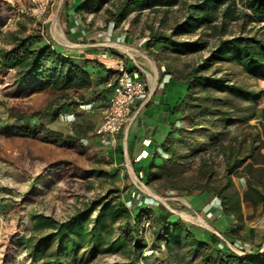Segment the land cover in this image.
Wrapping results in <instances>:
<instances>
[{
  "label": "rangeland",
  "instance_id": "rangeland-1",
  "mask_svg": "<svg viewBox=\"0 0 264 264\" xmlns=\"http://www.w3.org/2000/svg\"><path fill=\"white\" fill-rule=\"evenodd\" d=\"M119 1L95 0L93 4L77 9L84 2L54 0L53 6L41 11L29 0H0V49L11 48L12 37L30 38L34 47L47 43L56 48L69 42L77 44L80 41L94 39L96 32L108 29L129 33L137 40L145 37L148 41L153 35L161 33L173 34L175 40L207 41V49L185 55L175 54L163 44H156L155 51L151 50L154 57L166 66L165 70L169 71L175 80L170 86V91L174 93L173 100H176L185 93V86L180 82L183 75L200 64L219 39L235 36L264 38V21L257 18L254 22H249L245 18L246 14L253 18V11L248 5L250 0H234L228 5L207 10L206 14L201 16L204 25L190 34L179 32L174 34V28L185 20L190 6L201 0H181L173 7L132 12L118 26H114L109 19L108 11L114 9ZM226 5L230 6L234 20L225 22L226 30L223 35H213L209 28L220 23L221 10ZM72 9L78 13L75 18L77 22L88 31V35L85 34L83 38L70 36L72 31L67 27L69 18L67 11ZM112 42H115L114 47L117 50L114 51L118 55L132 53L129 46H122L126 44L125 39ZM119 45L122 47L119 48ZM101 52L111 54L105 49H98L93 57ZM126 69L129 70L128 67ZM109 70L112 71L110 77L113 80L116 73ZM202 74L221 80L222 83H234L260 92L259 99L252 106L240 104L242 111H238V114L248 116L253 111L259 114L264 110V78L248 75L235 62H216ZM94 90L98 92L101 88L97 87ZM193 91L196 97L203 95L198 87L192 88ZM64 92L68 93L71 99L75 97L72 91ZM64 92L52 88L41 91L22 89L15 84V73L12 69H0V264H41L42 260H35L30 256V244L48 231L35 228L34 216L43 215L61 222L91 201L108 196L111 191L113 193H110V196L118 195L133 213L139 212L142 208L156 209L158 205H162L179 219L199 229H206L205 227L209 225L204 214L189 206L184 199L202 190L205 178L198 171L200 159L214 160V179L222 177L224 163L219 157L217 147L220 143L226 145L232 137L237 139V143L241 142L246 149L254 147L253 157L244 163V165L252 163L254 167L251 170L252 175L244 173L242 168L234 172L232 181L236 189L240 194L244 191L245 179L255 177L264 182V143L255 141L253 144L252 141L253 135L262 131L258 121H264V118H248L225 128L221 127L220 122H215L213 127L199 128L190 137L189 146L184 143L174 144L179 155L177 159L179 164L170 166L177 174L172 181H175L179 188L170 192L167 190L170 188L167 185L169 180L162 178L146 185L138 175L133 174L132 164H119L117 158L113 159L110 153L106 152L105 146H97L95 130L101 121V109L108 100L95 101L89 96L88 91H81L85 100L84 105L71 108L67 105L70 99L63 96ZM211 93L216 97L223 96V93L218 91ZM192 111L178 107L179 123L176 131L179 129L188 131L194 124L205 123L200 116L192 115L194 113ZM62 112L74 113V121H60L59 114ZM25 124L30 125L32 132L43 127L70 135L66 132L71 130V135H76V143L72 146L57 145L42 140V133L27 136L12 134L16 127ZM206 135H213L217 139L215 141L211 136V139L204 140ZM172 136L178 138L177 133ZM83 139L86 140V144H83ZM223 184L224 180L214 181L209 183V188ZM259 189L264 192V185L259 186ZM246 213L242 220L235 224L236 229L242 228L243 224H250L253 230L264 232V204H257ZM151 225L149 214H142L136 240L137 252L141 255L154 254L161 257L159 252L153 253L149 249ZM117 228L118 224H115L113 236L118 234ZM222 237L230 244L240 239L237 230ZM68 261V264H120L127 262L128 259L121 253H99L89 257L86 253L79 252L74 260L69 258Z\"/></svg>",
  "mask_w": 264,
  "mask_h": 264
},
{
  "label": "trees",
  "instance_id": "trees-1",
  "mask_svg": "<svg viewBox=\"0 0 264 264\" xmlns=\"http://www.w3.org/2000/svg\"><path fill=\"white\" fill-rule=\"evenodd\" d=\"M94 1L86 0L77 9L91 5ZM180 1L120 0L114 9L108 11L109 19L114 26H118L132 12L173 7ZM233 2L234 0L198 1L190 6L185 20L175 26L174 34L193 33L204 25L201 16L205 15L207 10ZM227 5L221 10L220 23L213 24L209 28L213 35H223L226 30L225 22L234 20L230 6ZM248 5L253 11V18L248 14L245 18L249 22H254L257 18L264 21V0H250ZM172 36L173 34L157 33L148 39L147 44H163L165 48L179 55L200 52L208 47V42L202 39L175 40ZM11 44L12 47L9 49H0V69H12L15 73V84L20 88L36 91L47 88L63 92L72 91L75 95L73 99L68 93L64 92L63 95L70 99L67 105L71 108L85 103L81 91H88L89 96L95 101L106 102L110 98L112 88L107 84L114 83L115 78L106 82L104 88L98 92L90 90L92 86L90 62L94 61L64 55L53 45L47 43L34 47L30 38L12 37ZM110 52L120 57L114 50ZM216 62H235L248 75L264 78V38L255 36L221 38L200 64L183 75L180 82L185 86V93L180 97L177 107L193 110L192 115L200 116L205 123L194 124L188 131L184 129L175 131L178 138L174 144L184 143L189 146L190 137L199 128L213 127L215 122H220L221 127L225 128L228 125L246 121L248 118H264V110H261L259 114L253 111L248 116L237 113L242 111L240 104L252 106L256 103L260 97L259 91L234 83H222L221 80L202 74ZM111 73L112 71L108 70L106 77ZM99 79L101 78L96 77L95 81ZM195 87L200 88V92H203L202 96L194 95L195 91L192 92V88ZM215 91L223 93V96H214L211 92ZM258 123L262 131L253 135V144L255 141L264 143V121L260 120ZM30 129V125L25 124L16 127L12 134L27 136L42 133V140L57 145L72 146L76 143V135H63L61 132L43 127L33 132ZM211 136L213 135H206L204 140L211 139ZM213 138L216 141L217 138L214 136ZM166 150L170 155L160 165L150 162L144 169L135 166L133 168L137 174L141 172L140 180L146 185L163 178L169 180L168 187L178 189L179 186L172 181L177 174L172 171L170 165L179 164L177 163L179 155L174 146ZM253 150L254 147L246 149L241 142L237 143L235 137L230 138L226 145L220 143L217 152L224 163V172L219 179H214L213 176L214 160L202 158L199 163L198 171L205 178L201 186L202 190L213 192L219 200L223 213L231 215L237 221L243 218L241 203H249L252 207L264 204V192L259 189L264 182L255 177L245 179V189L240 194L232 181L234 172L239 168H242L244 173L252 175L251 170L254 169L252 163L246 165L244 163L248 158L253 157ZM242 152L245 153L241 155ZM222 180H224L223 185L209 188V183ZM110 193L108 196L91 201L61 222L47 216L35 215V228L48 232L31 242L30 256L35 260H42L41 264H68V259L74 260L79 252H84L89 257L99 253H121L127 257L128 261L120 264H264V249L260 251L261 246L247 256L234 253L222 244L214 233L199 229L179 219L162 205H158L156 209L142 208L139 212L133 213L118 195L110 196ZM146 213L152 220L149 249L153 253L159 252L161 257L154 256V254L141 255L137 252L136 240L139 233L140 216ZM115 224H118V234L113 236Z\"/></svg>",
  "mask_w": 264,
  "mask_h": 264
},
{
  "label": "crops",
  "instance_id": "crops-1",
  "mask_svg": "<svg viewBox=\"0 0 264 264\" xmlns=\"http://www.w3.org/2000/svg\"><path fill=\"white\" fill-rule=\"evenodd\" d=\"M75 1L85 2L86 0ZM67 15L69 16L67 27L72 31L70 36H78L79 38L86 36L85 34L88 31L75 19L78 15L77 11L68 10ZM121 39H125L126 43L122 46H129L132 49L130 50L132 53L120 54V57L123 58L122 60L125 62V66L129 68V71L138 70L139 77L146 87V95L144 98L135 101L132 116L124 124L117 136L115 158L118 159L119 164L125 163L124 165H126L130 163L132 167L144 169L150 162L160 165L162 161L169 157L170 154L166 149L174 146L177 137L172 135L176 133V127L179 123L177 105L180 98L173 100L174 93L170 91V86L175 83V80L169 74L170 72L165 70L166 66L158 62L153 53H151V50H154L156 45H148L145 37L137 40L129 33H120L116 32V30L108 29L96 32L94 39L80 41L77 44L69 42L56 48L64 55L94 61L92 57L98 49L117 50L114 47L115 42L112 41H121ZM122 46L119 45V48ZM95 62H90V77L92 80L90 90H94L97 87L102 89L106 82L111 81V75L106 77L109 69L104 68L100 63H98L100 65L96 66L97 62ZM96 77L101 79L96 82ZM66 134L71 135V130L67 131ZM94 137L97 138V146H103L100 144L99 137ZM82 142L86 144V140L83 139ZM104 149L111 155V152L107 151L106 147ZM133 174L141 177V172L137 174L134 171ZM167 190L171 192L176 189L168 188ZM197 192L198 194L189 196L184 200L189 206L198 209L204 214V218L209 225L205 227V230L221 236L237 230L240 239L235 240V242L232 239V241L239 244L248 254L254 253L258 246H261L260 251L264 249V232L262 230H253L250 224H243L242 228L236 229L235 224L238 221L231 215L223 213L219 200L213 194L205 190ZM250 209H252L250 204L241 203L243 216Z\"/></svg>",
  "mask_w": 264,
  "mask_h": 264
},
{
  "label": "built area",
  "instance_id": "built-area-1",
  "mask_svg": "<svg viewBox=\"0 0 264 264\" xmlns=\"http://www.w3.org/2000/svg\"><path fill=\"white\" fill-rule=\"evenodd\" d=\"M37 9L44 11L45 8L53 6L54 0H29ZM49 5V6H48ZM92 60L100 63L104 68L115 71L116 78L114 83H108L111 86L112 93L107 104L101 109V121L97 126L95 133L99 137L100 144L105 146L111 152L112 158L115 157L117 147V136L124 124L133 114V105L137 99L144 98L146 87L140 79L138 70L128 71L125 62L107 52H101L92 57ZM75 115L72 112L59 114V120L62 122H72ZM139 176V175H138ZM221 243L234 253L247 256L248 253L237 243H229L225 237L218 235Z\"/></svg>",
  "mask_w": 264,
  "mask_h": 264
},
{
  "label": "bare ground",
  "instance_id": "bare-ground-1",
  "mask_svg": "<svg viewBox=\"0 0 264 264\" xmlns=\"http://www.w3.org/2000/svg\"><path fill=\"white\" fill-rule=\"evenodd\" d=\"M59 34V33H58ZM153 70V69H152ZM149 76V75H148ZM155 80V79H154ZM154 80H152V81H154ZM150 82H151V80H150ZM153 84V83H152ZM143 152V151H142ZM147 156V155H146ZM202 220V219H201ZM202 222H204V221H202Z\"/></svg>",
  "mask_w": 264,
  "mask_h": 264
}]
</instances>
